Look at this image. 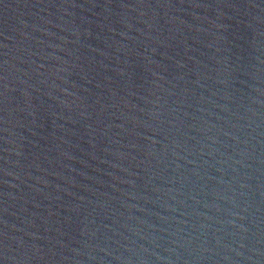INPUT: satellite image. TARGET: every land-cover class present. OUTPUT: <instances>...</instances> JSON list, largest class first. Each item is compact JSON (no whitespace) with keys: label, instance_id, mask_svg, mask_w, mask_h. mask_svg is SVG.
Listing matches in <instances>:
<instances>
[{"label":"water","instance_id":"95a60500","mask_svg":"<svg viewBox=\"0 0 264 264\" xmlns=\"http://www.w3.org/2000/svg\"><path fill=\"white\" fill-rule=\"evenodd\" d=\"M196 264H264V147L221 215Z\"/></svg>","mask_w":264,"mask_h":264}]
</instances>
